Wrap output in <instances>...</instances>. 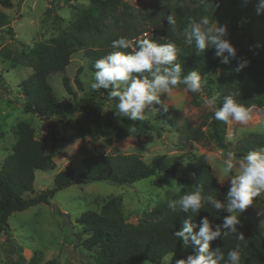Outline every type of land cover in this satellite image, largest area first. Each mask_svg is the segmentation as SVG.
Masks as SVG:
<instances>
[{
	"label": "trees",
	"instance_id": "1",
	"mask_svg": "<svg viewBox=\"0 0 264 264\" xmlns=\"http://www.w3.org/2000/svg\"><path fill=\"white\" fill-rule=\"evenodd\" d=\"M170 3L161 20L153 26L152 34L147 37L159 44L175 43L180 49L177 62L183 68V75L188 71L196 70L206 77L205 92L211 97H217L216 108L222 106L225 96L232 95L237 102L246 107L264 108V44L257 47L251 45L243 54L249 64L237 72L238 61L241 59L228 56V63H223L224 57H217L215 49H205L198 52L195 43L188 45L184 34L188 27L189 18L200 20L208 16L213 22L214 16L220 9L222 0H165ZM61 2L68 5L70 0H50L49 6L53 13L55 5ZM91 5L86 8L76 7L78 15L63 28L57 35L47 41L35 43L28 51L20 56L21 65L31 68V73L19 85L23 97V110L44 119L57 118L61 122L77 111L91 124V138L94 140L103 137L109 141L118 142L126 137L144 138L150 132L161 135L158 125L150 120L132 121L127 118H118L112 109L108 117L103 116L101 102L109 90L100 89L83 93L76 97V92L70 84L69 77L64 74L72 56L79 51L87 60L88 68L95 72L94 63L113 51L130 52L129 49H113L112 41L121 36L129 39H138L139 33L128 30L109 35L104 33L103 20L126 12L129 4L124 0H90ZM58 3V4H57ZM11 0H0V6L5 9L12 8ZM171 12L175 13L177 25L175 30L169 27L166 19ZM55 18H60L55 15ZM264 23V15H263ZM7 24L6 15L0 11V29ZM8 57V54H4ZM81 67L74 76L77 88L84 92L85 88L79 78ZM219 73V74H218ZM53 74H62L61 82L65 92L73 100H59L49 83ZM178 85L177 87H182ZM176 87V88H177ZM209 111L195 129V140L204 139L214 143L221 151L234 152L237 157L246 155L249 151L264 147V132L251 133L241 138L238 145L231 148L226 139L227 124L215 120L213 112ZM165 122V114H161ZM163 128V127H162ZM13 132L15 142L11 153L7 155L0 165V231H10L9 216L17 211H24L39 204H49L53 194L73 184L90 182H108L115 185L133 184L139 180L150 178L158 174L175 175L184 163L187 178L183 179V187L178 193L159 202L153 209L145 213L136 223L127 222L121 211V198L110 197L100 207L98 212L87 210L76 218V223L87 232L85 244L94 249V264H158L169 254L177 253L182 241L174 234L182 228V221L189 216L193 223L199 224L201 217L208 216L213 224H222L228 213L223 210L217 212L210 205H205L200 214L183 213L179 209L172 211L168 208V201L179 199L185 193L196 190L198 185L203 187L205 195H212L225 202L229 185H221L213 175L208 156L204 153L181 155V159L171 161L161 159L153 165L147 164L138 154H91L82 162L84 171L74 173L69 169L60 170L53 178V187L42 190L30 196L33 191L36 170H52L56 167L54 161L56 149L54 144L60 141L51 130V145L45 139L37 138L35 130L27 121H17ZM2 132L0 131V139ZM183 157L186 159L184 160ZM231 175H234L231 172ZM264 201V198H259ZM238 232L229 234L222 239L218 238L210 243V250L217 247L224 254L236 248H241V264H264V237L255 231L251 225L241 219L237 225ZM194 231H198L194 229ZM240 232L244 235L243 241L238 239ZM191 247V246H190ZM177 256V255H176ZM174 257L170 264H176L179 257ZM20 264H55V259L45 262L34 252L29 259L21 255ZM223 264V262H221Z\"/></svg>",
	"mask_w": 264,
	"mask_h": 264
},
{
	"label": "rangeland",
	"instance_id": "2",
	"mask_svg": "<svg viewBox=\"0 0 264 264\" xmlns=\"http://www.w3.org/2000/svg\"><path fill=\"white\" fill-rule=\"evenodd\" d=\"M10 9L0 6V11L7 17V24L0 29V165L11 153L15 142L13 128L17 121L29 122L35 130L37 138H43L51 145V130L61 139L55 142L54 161L56 167L52 170H36L33 183V193L53 187L54 176L62 169L74 173L84 171L82 160L91 154H138L149 165L161 159L177 161L181 155L189 153L208 156L213 175L223 179V185H229L227 179L232 175H223V160L225 151L217 149L212 142L204 139L195 140L193 135L205 115L213 110L204 104L209 97L205 92L206 77H202V91L191 93L184 86L173 89L170 96L162 94L161 99H167V113L147 111V119L161 129V135L150 132L144 138L126 137L118 142L109 141L103 137L91 138V124L83 118L80 111L61 122L57 118L44 119L23 110V97L19 88L20 82L31 73V68L21 65V54L28 51L35 43L47 41L57 35L78 15L76 7L86 8L90 0H70L68 5H55L53 13L50 0H11ZM129 4L126 12L103 20L104 33L114 35L125 30L139 33L138 39L152 34L153 26L161 20L170 3L165 0H124ZM256 0L245 3V0H222L215 20L228 27V39L237 49V56L243 57L251 45L264 44L263 15L255 12ZM58 4V3H57ZM57 15L58 18H55ZM144 32L146 33L144 36ZM8 57H4V54ZM81 67L79 78L85 91L81 92L74 81ZM69 77L70 84L81 97L88 92L90 83L94 82V72L88 68L83 51L76 52L64 72ZM62 74H53L49 83L55 96L61 100H73L61 82ZM97 98L102 105L103 116L116 108V100H109L107 94ZM159 107L158 105H154ZM253 119L247 125L237 122L227 124L226 139L231 148L238 145L241 138L251 133L264 132V108L252 107ZM165 114L172 125L160 118ZM163 127V128H162ZM233 137L229 140L228 137ZM240 158V157H237ZM185 160L186 158L183 157ZM182 168L175 175L158 174L139 180L133 184L115 185L108 182H90L73 184L60 189L53 194L49 204H39L24 211H17L9 216L10 231H0V264H20L21 255L29 259L35 252L37 257L45 262L55 259V264H94V249L85 244L87 232L78 225L76 218L87 210L98 212L101 205L110 197H120L121 211L127 222L136 223L143 214L153 209L159 202L167 200L171 194L178 193L183 187V179L188 175ZM234 175L238 170H232ZM175 180L176 183L171 182ZM264 193L253 199V204L242 214L240 219L247 221L251 227L264 237ZM193 248H184L175 254H169L158 264H170L176 256L186 259L192 255ZM179 259V260H180Z\"/></svg>",
	"mask_w": 264,
	"mask_h": 264
},
{
	"label": "clouds",
	"instance_id": "3",
	"mask_svg": "<svg viewBox=\"0 0 264 264\" xmlns=\"http://www.w3.org/2000/svg\"><path fill=\"white\" fill-rule=\"evenodd\" d=\"M202 3L205 0H201ZM251 0H245L250 3ZM255 12L264 15V0H256ZM169 27L175 30L177 20L175 13L171 12L166 17ZM184 34L186 43L195 47L198 52L214 48L217 57H224L223 63H228V56L236 58L237 49L230 42L227 25L210 21L208 16H203L199 21L189 18L188 27ZM260 45H257L259 47ZM113 49H129L132 51H113L94 63V82L90 83L92 90L105 89L108 99L116 100L114 115L118 118H127L132 121L147 119V111H169L167 103L178 85H183L186 92L200 93L202 89L201 74L188 71L183 75V68L177 62L180 49L175 43L159 44L153 39H129L121 36L112 41ZM227 53L228 56H224ZM249 61L241 58L238 61L237 72L247 67ZM219 74V73H218ZM162 94H167V99H161ZM217 97L211 96L204 99V104L216 108ZM154 105H158L156 107ZM252 108L237 102L232 96H225L222 106L216 108L211 118L223 121L226 124L237 122L247 125L252 119ZM232 140L233 137H228ZM236 168L238 174L232 175L227 181L229 187L225 202L212 195H205L203 187L198 185L196 190L185 193L179 199L168 201V208L172 211L179 209L183 213L200 214L205 205H210L219 212L223 210L226 215L222 224H213L208 216L201 217L199 224L193 223L189 216L182 221V228L175 232V236L182 241L183 247L193 248L192 255L186 259L176 261V264H241V248L239 245L224 254L217 247L210 250V243L218 238L236 234L237 225L241 223V216L253 204V199L264 193V147L249 151L246 155L237 158L234 152H227L223 160V175L228 176ZM223 179L218 183L223 185ZM176 183L175 180L171 182ZM198 231H194L197 229ZM238 239L243 241L244 235L240 232Z\"/></svg>",
	"mask_w": 264,
	"mask_h": 264
},
{
	"label": "built area",
	"instance_id": "4",
	"mask_svg": "<svg viewBox=\"0 0 264 264\" xmlns=\"http://www.w3.org/2000/svg\"><path fill=\"white\" fill-rule=\"evenodd\" d=\"M145 34H146V33L144 32V36H145Z\"/></svg>",
	"mask_w": 264,
	"mask_h": 264
}]
</instances>
